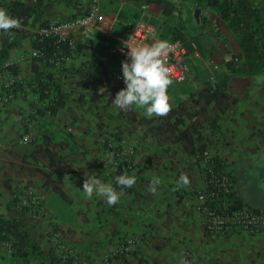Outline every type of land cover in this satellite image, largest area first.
Returning <instances> with one entry per match:
<instances>
[{
    "label": "crops",
    "instance_id": "obj_1",
    "mask_svg": "<svg viewBox=\"0 0 264 264\" xmlns=\"http://www.w3.org/2000/svg\"><path fill=\"white\" fill-rule=\"evenodd\" d=\"M20 1L34 5V0ZM144 2L101 0L104 21L78 31L81 45L60 69L50 70L36 61L30 33L45 21L84 15L89 0H44L27 25V35L15 36L18 45L11 49L6 64L14 65L17 73L0 72V89L5 79L21 84L12 100L0 103V216L16 215L14 192L38 193L45 217L37 229L61 234L82 264L101 262L105 250L130 238H138L136 250L113 258L110 264H129L135 259L148 264H253L251 251L239 252L230 243L244 230L230 228L219 235L206 230L205 214L197 199V193L205 188L203 165L178 139L179 131L171 136L155 135L148 131L149 125L144 128L145 124L130 121L144 129L129 133L123 126L128 122L127 110L119 112L118 102L107 105L110 93L96 96L111 86L113 79L122 95L118 76H125L123 63L109 49L126 38L128 25L142 15ZM148 4L146 18L155 29L152 41L174 40L178 32L187 44H201L204 52L225 67L235 38L213 7L198 8L192 0H154ZM196 9H200L198 18ZM207 43L216 45L218 53ZM198 58L193 54L187 57L190 73L184 82L161 76L173 86L185 85L192 77V67L200 64ZM36 73H51L59 84L65 104L56 113L39 111ZM154 85L161 88L162 78L156 77ZM195 89L191 84L187 88L190 96L186 94L184 100H189ZM249 89L250 97L231 103L230 116L226 114L214 129L210 120L205 121L202 133L219 167L232 173L244 206L264 209V98L258 96L264 92V75L249 82ZM210 111L212 116L218 113ZM160 122L155 119L152 125ZM115 127L122 142L135 146L136 154L134 167L123 179L113 181L107 175L110 153L101 140ZM25 135L31 142L23 141ZM47 174L51 183L46 187ZM261 252L264 259V247ZM186 253L189 261L184 260ZM228 258L232 260L228 262ZM0 264H11L1 248Z\"/></svg>",
    "mask_w": 264,
    "mask_h": 264
},
{
    "label": "trees",
    "instance_id": "obj_2",
    "mask_svg": "<svg viewBox=\"0 0 264 264\" xmlns=\"http://www.w3.org/2000/svg\"><path fill=\"white\" fill-rule=\"evenodd\" d=\"M145 1L150 2L154 0ZM157 1L162 2L163 0ZM192 1L197 3L198 8L205 5L213 7L219 14L221 21L225 24L231 36L237 38L240 52L235 57L240 60V66L236 69L232 63L230 64V66L233 65L232 69H239L240 73L244 75L264 74V9L259 3L256 2V0ZM43 2L44 0H34L33 5L20 0H0L1 11L12 13L18 18H24V25H26V28H18L15 30L0 28V39L3 40L0 44V72L2 74L8 71L13 74L17 73L14 65L6 64L11 49L18 45L15 36L24 37L27 35V25H30L35 13L42 8ZM48 23V21H45L41 25ZM30 34L34 38L35 49L42 50L45 55L44 57L34 58L37 62L44 63L50 70L63 68L65 64V62H63L60 67H57L55 63L50 62L49 59L51 57L58 54L60 50H65L64 55L66 57H71L81 45V42L77 40L76 47L73 49L68 42L58 43L57 38L54 36L41 38L36 35L34 31H31ZM179 38L185 40L183 35L177 32L174 39ZM187 45L191 51L190 44ZM36 77L37 79L34 81L35 90L39 93L41 101L39 111L56 113V111L65 104V96L61 93L59 84L54 81L51 73L45 75L36 73ZM9 80L10 79H5L3 81L0 95H3L7 91L12 93L14 97L18 90V85L20 86L21 84L14 81L10 87H6L5 83ZM118 89L120 90V87L116 80L113 79L111 86L107 85L104 90L96 93V96L110 93L107 105L112 102H118L117 107L119 112L122 111L124 113L126 109L129 121H134L135 124L149 125L148 131H151L155 135L158 134L163 136L167 134V136H171L173 133L179 131L178 139L184 144L188 153L194 156L209 150V140L207 136L202 133L205 121L210 120L213 129L219 126V122L227 114L232 103V95L229 91L227 75L224 73L218 74L216 78L207 79L205 85L199 92L193 94L189 100L180 102L177 107L168 110L166 112L167 114L151 118L144 116L140 117L137 111L125 99L124 95H120ZM42 105L45 107L43 108ZM210 110H217V115L215 114L212 116ZM155 119L161 121L157 126L152 125ZM107 137L108 135L105 136L103 143L106 149L108 148ZM214 163H216L217 166L221 165L218 163L217 159H214ZM127 173L128 171L122 176H119L117 180L123 179V176L127 175ZM46 177L45 186L47 187L51 183V177L49 174H47ZM226 203V206L223 205L222 208L228 207V209L234 210L244 206L240 196L237 194V190L232 192L227 198ZM13 205L16 207V216L12 218L0 216V243L9 241L13 248V255L21 257L27 264H29V259L32 256H36L42 260L48 259L50 264H62V259L50 256L47 249L45 250L40 242L32 237L29 233V229L26 228L25 218L30 214L33 207L20 206L16 197L13 200ZM39 205L42 210H44V216L45 209L43 204ZM36 225L38 227V224Z\"/></svg>",
    "mask_w": 264,
    "mask_h": 264
},
{
    "label": "built area",
    "instance_id": "obj_3",
    "mask_svg": "<svg viewBox=\"0 0 264 264\" xmlns=\"http://www.w3.org/2000/svg\"><path fill=\"white\" fill-rule=\"evenodd\" d=\"M101 0H89L87 12L79 17L69 20H54L48 24L40 25L34 33L41 38L54 36L58 43H65L76 47L78 31L92 24L101 23L105 15L101 13ZM148 2L141 6L142 15L128 25V34L119 45L110 47L109 51L118 55L123 63L125 76L119 75V79L129 78L142 88H148L151 79L156 73L172 80L176 83L184 82L190 73V65L187 57L193 54L200 57L198 44L191 42L189 46L182 38L170 41H152L155 29L146 18ZM24 18H18L12 13L0 10V28L12 30L26 28ZM65 50H60L49 60L60 67L69 57L64 55ZM33 57H44V52L39 49L32 51ZM8 65V64H7ZM11 80L5 83L6 87L12 85ZM13 99V94L5 92L0 95V103H5ZM23 141L31 142V137L25 135ZM111 145V142H109ZM110 147V146H109ZM111 148V147H110ZM109 151L112 150V148ZM114 155V152L110 156ZM135 149L123 150V158L114 162V169L119 174L125 173L134 167ZM194 158L203 165V178L205 188L197 193L198 208L205 214L206 230L214 235L223 234L230 228L246 229L252 233L264 232V209H255L243 206L239 209L230 210L226 206L227 198L234 191V181L232 176L224 169L214 163V158L209 150L199 153ZM33 201L37 199L31 196ZM44 210L38 204L35 209V217L43 216ZM130 243H133L130 240ZM129 246L124 245L120 252L129 251ZM144 264V262L140 263Z\"/></svg>",
    "mask_w": 264,
    "mask_h": 264
},
{
    "label": "rangeland",
    "instance_id": "obj_4",
    "mask_svg": "<svg viewBox=\"0 0 264 264\" xmlns=\"http://www.w3.org/2000/svg\"><path fill=\"white\" fill-rule=\"evenodd\" d=\"M256 2L259 3V5L264 9V0H256ZM129 13V12H128ZM59 20V19H52L50 21ZM48 21V22H50ZM230 34V32H229ZM209 42V41H208ZM207 47H211L214 52H217V46L216 45H208ZM234 51L232 54V57L225 62V67L221 68L220 64L216 62L212 58V55L204 52L201 44L199 46V52L200 57L198 58L200 60L199 65H194L192 67V77L188 80L187 84L185 85H172L164 77L161 76V74L156 73L152 79L151 84L148 88H142L140 87L136 82L132 81L129 78L125 79H119L122 81V88H123V95L125 99L129 102V104L137 111V113L140 116H146V117H153L156 114H165L170 108H173L176 106V102L183 101L186 97V94H189L187 91V88L193 84L196 86L197 89L194 90V92L198 91L205 85V82L207 79H213L218 76L220 73H224L227 75L228 85H229V91L231 93V101L234 102V100H239L240 97H250L251 92H249V82H252L254 79H256L257 76H261L264 74H258V75H244L240 73L239 68L240 66V60L237 59L235 56L240 52L239 43L237 41V38L235 37V41L233 42ZM213 53V52H212ZM218 53V52H217ZM234 65L236 68L235 70L232 69V66L230 64ZM156 77H161L163 80V86L161 88L155 87V79ZM240 78H244V81L241 82ZM262 89V88H261ZM188 92V93H187ZM258 92V91H255ZM261 93V92H260ZM260 95L261 98H264V92ZM179 102L177 104H179ZM230 116V111L227 112V116ZM115 116V114H114ZM226 119V117H223V119ZM222 119V120H223ZM127 123H123L125 131L132 133L133 130H143L146 128V124L144 125V128H137L133 125V122H130L127 120ZM117 128L115 127L114 131L112 133L108 134L107 137V143L109 151V148L111 147L112 150L109 151V153H113L114 155L110 156L111 162H110V170L108 171V174L110 178L113 181H116L119 176H122L124 173L119 174L114 169V162L120 161L123 158V150L128 148H134L135 154H136V148L133 145H127L126 143L122 142L117 135ZM110 138V139H109ZM105 137L101 140L102 145L104 143ZM109 142H111V145H109ZM262 142V140H261ZM110 146V147H109ZM110 148V149H111ZM211 153V152H210ZM212 154V153H211ZM212 157L214 159L215 156L212 154ZM226 172H228L232 178V173L225 169ZM234 179V178H233ZM234 190L236 191L235 187ZM17 196H16V195ZM31 196H34L37 201L34 202L31 198ZM16 199L18 200L19 205L25 206V207H33L32 211H30V214L25 218V226L27 229H29V233L32 235V237L40 242L41 246L50 254V256H54L56 258L62 259V264H82L84 263L83 260L79 261L78 255L75 253V250L67 244V242L63 239V236L61 234H45L44 232L40 231L39 229H36L37 223L45 217H35V209H37L38 204H42L41 196L38 193H30L26 191H16L13 193L12 200ZM16 214V209H15ZM16 216V215H15ZM14 217V216H13ZM7 218H12L8 216ZM36 223V224H35ZM241 229V228H236ZM247 233L240 234L239 236H236L235 239L231 240L230 243L233 245H236V248L239 249V252L244 253L245 250L251 251L252 255V263L257 264H264V259H262L261 255V249L264 247V232L260 233H252L246 229H242ZM230 239V238H228ZM130 240L133 241V243H130ZM128 245L129 251H125L123 253L120 252V249L124 246ZM138 245V238H130L127 240H121L118 242V244L112 249V250H105L103 260L101 262H96V264H110L111 260L113 258H122L125 256H129L136 250V246ZM238 245V246H237ZM0 248L5 253V258L8 257L11 261V264H27L24 262V260L16 255H13V248L9 241H3L0 243ZM258 249H260L258 251ZM184 260L189 261L190 260V254L186 253L184 255ZM232 259L228 258V262H230ZM144 262V264H148L144 259H135L133 261H130L129 264H140ZM29 264H50V261L48 259H40L36 256H32L29 259ZM93 264V263H90Z\"/></svg>",
    "mask_w": 264,
    "mask_h": 264
},
{
    "label": "water",
    "instance_id": "obj_5",
    "mask_svg": "<svg viewBox=\"0 0 264 264\" xmlns=\"http://www.w3.org/2000/svg\"><path fill=\"white\" fill-rule=\"evenodd\" d=\"M199 13H200V9H196V13H195V14H196V17H197V18H198L199 15H200Z\"/></svg>",
    "mask_w": 264,
    "mask_h": 264
}]
</instances>
